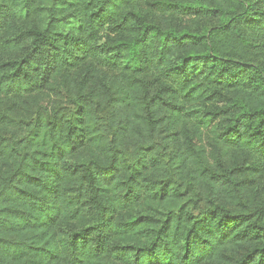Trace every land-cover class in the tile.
<instances>
[{
	"label": "trees",
	"instance_id": "16d2710c",
	"mask_svg": "<svg viewBox=\"0 0 264 264\" xmlns=\"http://www.w3.org/2000/svg\"><path fill=\"white\" fill-rule=\"evenodd\" d=\"M0 264H264V0H0Z\"/></svg>",
	"mask_w": 264,
	"mask_h": 264
}]
</instances>
